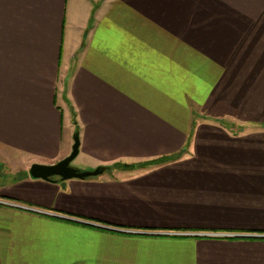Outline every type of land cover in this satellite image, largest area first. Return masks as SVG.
Returning <instances> with one entry per match:
<instances>
[{
  "label": "crops",
  "instance_id": "1",
  "mask_svg": "<svg viewBox=\"0 0 264 264\" xmlns=\"http://www.w3.org/2000/svg\"><path fill=\"white\" fill-rule=\"evenodd\" d=\"M0 156V264H264V0H0Z\"/></svg>",
  "mask_w": 264,
  "mask_h": 264
},
{
  "label": "water",
  "instance_id": "2",
  "mask_svg": "<svg viewBox=\"0 0 264 264\" xmlns=\"http://www.w3.org/2000/svg\"><path fill=\"white\" fill-rule=\"evenodd\" d=\"M79 152L80 137L79 134H75L72 151L69 155L53 164L33 163L30 167V174L34 178L52 181L56 176L60 177L62 180L72 178L85 179L100 175L103 172V169L100 167L93 170H80L73 166L72 161L78 156Z\"/></svg>",
  "mask_w": 264,
  "mask_h": 264
},
{
  "label": "trees",
  "instance_id": "3",
  "mask_svg": "<svg viewBox=\"0 0 264 264\" xmlns=\"http://www.w3.org/2000/svg\"><path fill=\"white\" fill-rule=\"evenodd\" d=\"M78 133H79V131L76 130L75 134H78ZM181 153H182V152H181ZM181 153L176 154V156L160 158L159 160H153V161H151V162H149V163H146V164H152V165H154V164H160V163H162V161H163L164 159H166V158H177V157L179 158V157L181 156ZM127 166H128V165H127ZM100 168H101V169H107L108 167H107V166H101Z\"/></svg>",
  "mask_w": 264,
  "mask_h": 264
},
{
  "label": "rangeland",
  "instance_id": "4",
  "mask_svg": "<svg viewBox=\"0 0 264 264\" xmlns=\"http://www.w3.org/2000/svg\"><path fill=\"white\" fill-rule=\"evenodd\" d=\"M181 153V152H180ZM183 153V152H182ZM181 153V154H182ZM172 156H176V155H172ZM172 156H167V157H172ZM3 158V159H5L6 160V158L5 157H3V156H0V158ZM181 157V156H180ZM77 162H78V159L77 158H75L73 161H72V165L73 166H75L76 164H77ZM7 163V162H6ZM6 167H5V163H0V170H4Z\"/></svg>",
  "mask_w": 264,
  "mask_h": 264
},
{
  "label": "built area",
  "instance_id": "5",
  "mask_svg": "<svg viewBox=\"0 0 264 264\" xmlns=\"http://www.w3.org/2000/svg\"><path fill=\"white\" fill-rule=\"evenodd\" d=\"M0 203L1 204H8V205H12V206H15V205H18V204H16V203H13V202H9V201H5V200H3V199H0Z\"/></svg>",
  "mask_w": 264,
  "mask_h": 264
}]
</instances>
